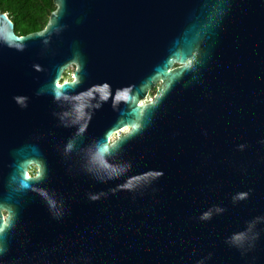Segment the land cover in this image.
<instances>
[{
	"label": "water",
	"instance_id": "95a60500",
	"mask_svg": "<svg viewBox=\"0 0 264 264\" xmlns=\"http://www.w3.org/2000/svg\"><path fill=\"white\" fill-rule=\"evenodd\" d=\"M52 1L0 12V264H264V0Z\"/></svg>",
	"mask_w": 264,
	"mask_h": 264
},
{
	"label": "trees",
	"instance_id": "16d2710c",
	"mask_svg": "<svg viewBox=\"0 0 264 264\" xmlns=\"http://www.w3.org/2000/svg\"><path fill=\"white\" fill-rule=\"evenodd\" d=\"M54 8L52 0H0V12L9 17L16 35L42 29Z\"/></svg>",
	"mask_w": 264,
	"mask_h": 264
},
{
	"label": "flooded vegetation",
	"instance_id": "af4514ba",
	"mask_svg": "<svg viewBox=\"0 0 264 264\" xmlns=\"http://www.w3.org/2000/svg\"><path fill=\"white\" fill-rule=\"evenodd\" d=\"M68 66H73V69L70 71V73H67V72H66V69H65V70L62 72V74L60 75L59 79H58V84H61V83H64V82L69 83V82H73V81L75 80V78H74V76H73L74 65H73V64H70V65H68ZM68 66H67V67H68ZM67 67H66V68H67ZM65 73H67V75H65ZM154 92H155V88L153 89V91L148 90V91L146 92V96H145V98H144V99H140L138 102H139L140 104H143V103L147 102V101H148L147 98L150 99V98L153 96ZM125 130H126V129L121 130L119 134L125 132ZM119 134H116V136L119 135ZM111 136H112V135H111ZM111 136H109V138H108V143L111 142V141H113V139L116 137V136H115L113 139H111ZM36 171H37V168H36L34 165H31V166H29V167L27 168L26 174L29 175V176H34L35 173H36Z\"/></svg>",
	"mask_w": 264,
	"mask_h": 264
},
{
	"label": "rangeland",
	"instance_id": "374dc122",
	"mask_svg": "<svg viewBox=\"0 0 264 264\" xmlns=\"http://www.w3.org/2000/svg\"><path fill=\"white\" fill-rule=\"evenodd\" d=\"M72 69H73V66H68V67L66 68V72H67V73H70V71H71ZM67 73H65V75H67ZM157 86H158V83H156L155 86H154L153 88H151L150 90L153 91V89H154V88L156 89ZM147 100H149V99L147 98ZM119 133H120V131L117 132V133H115V134H113V135L111 136V139H113V138L116 136V134H119Z\"/></svg>",
	"mask_w": 264,
	"mask_h": 264
},
{
	"label": "snow or ice",
	"instance_id": "6c2138e0",
	"mask_svg": "<svg viewBox=\"0 0 264 264\" xmlns=\"http://www.w3.org/2000/svg\"><path fill=\"white\" fill-rule=\"evenodd\" d=\"M57 87L59 88V87H60V85H57ZM65 87H67V85H65Z\"/></svg>",
	"mask_w": 264,
	"mask_h": 264
},
{
	"label": "built area",
	"instance_id": "2783aa9c",
	"mask_svg": "<svg viewBox=\"0 0 264 264\" xmlns=\"http://www.w3.org/2000/svg\"><path fill=\"white\" fill-rule=\"evenodd\" d=\"M149 99V98H148Z\"/></svg>",
	"mask_w": 264,
	"mask_h": 264
}]
</instances>
